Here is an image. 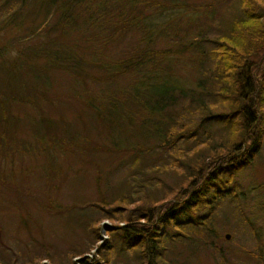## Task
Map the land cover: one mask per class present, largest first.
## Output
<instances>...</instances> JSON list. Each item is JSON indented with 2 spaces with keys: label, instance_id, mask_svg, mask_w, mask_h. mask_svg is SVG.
<instances>
[{
  "label": "trees",
  "instance_id": "1",
  "mask_svg": "<svg viewBox=\"0 0 264 264\" xmlns=\"http://www.w3.org/2000/svg\"><path fill=\"white\" fill-rule=\"evenodd\" d=\"M5 4L10 12L0 32L18 28L27 18L35 24L0 43V152L25 150L19 133L30 130L53 179L60 168L58 153L76 154L85 167H97L90 155L112 152L93 141L97 128L120 148L113 145V129H123L138 116L151 136V148L138 147L121 165L116 193L87 203L100 212L82 227L96 241L95 254L81 257L87 251H71L69 264H110L113 255L136 252V264H162L175 243L210 236L205 240L214 246L213 211L229 194L224 188L232 174L254 160L264 135V0H238L227 26L210 38L203 32L189 40L166 35L174 41L167 48L152 46L168 28V10L154 0H0V10ZM133 30L141 35L137 47L123 57L108 55L112 42ZM53 31L58 37L44 36ZM68 32L91 34L61 39ZM86 44L92 53L81 46ZM177 60L196 67L200 78L193 87L168 72ZM58 74L79 88L88 110L77 116L79 130L43 114V106L53 105L49 92ZM126 75L135 78L124 99L120 92L90 95L91 85ZM16 107L26 110L16 114ZM208 123L220 125L218 136L205 129ZM168 149L164 164L150 166L146 154ZM162 172L174 174L176 181L167 185ZM103 219L117 223L105 230L109 239L98 233ZM42 260L58 264L48 253Z\"/></svg>",
  "mask_w": 264,
  "mask_h": 264
},
{
  "label": "rangeland",
  "instance_id": "2",
  "mask_svg": "<svg viewBox=\"0 0 264 264\" xmlns=\"http://www.w3.org/2000/svg\"><path fill=\"white\" fill-rule=\"evenodd\" d=\"M154 1L162 3L168 10L167 32L156 36L152 45L154 48H167L169 43H174L168 37L174 35L176 40H189L203 32L206 38H210L227 26L230 17L236 12L235 6L238 3V0ZM9 8V4H5L0 10V24L7 19ZM147 10L155 11L154 8ZM172 10L174 11L171 12ZM22 12H25V8ZM31 24L35 22L27 18L18 28H5L0 32V43L6 44L12 36L26 33V26ZM54 32L44 36H49V39L55 35L58 37L59 33ZM90 34L91 32H68V35L64 33L61 39L71 41V38L77 35L87 37ZM140 38L137 30L116 38L117 40L112 42L113 46L108 49V55L112 58L128 55L134 46L137 47ZM81 46L90 47L88 44ZM92 51L91 48L89 53ZM191 54L195 53L191 52L189 55ZM102 55L105 57L107 52ZM167 68L183 86L189 88L200 78L196 67L186 60H177ZM134 78L135 76L126 75L109 84L106 82L91 85L89 93L99 98L120 92L121 100L130 91L128 86ZM76 89L79 88L69 79L58 74L49 92L53 105L43 106V114L56 122L60 121L59 119L66 120L73 128L79 130L80 121L77 116L81 112L88 114V110L82 103L83 97L78 96ZM177 104L179 107L180 101L177 100ZM25 110L26 108L16 107L14 112L23 114ZM30 114L35 115L38 112L31 110ZM125 124L123 129L115 127L111 136L115 140L113 145L116 142L120 148L112 147L111 138L109 135L106 137L101 128L95 130L93 141L102 143L106 146L105 149L112 151L109 153L102 150L101 153L90 155L97 167H85L81 163L82 158L76 154L58 153L57 163L60 168L55 169L58 175L53 179L51 170L47 167L49 161L34 145L38 142L34 143L35 137L30 130H23L24 134L19 133L25 142L23 145L21 143V147H25V150L13 149L12 153L6 154L0 152V264H51L50 261L42 260L46 253L52 255L58 264H69L70 260L68 261L66 254L71 251H87L81 257L95 254L96 241L94 242V238L84 232L82 227L84 223L100 216V212L87 203L116 193L120 187L116 179H119L121 165L128 162L130 154L138 147L151 148V136L141 129L138 116L134 117L132 124ZM205 129L216 137L220 134L221 127L216 123H208ZM178 146L185 148L187 145L179 143ZM170 151L172 149L154 150L145 156L150 166L160 165L169 158ZM228 174L230 173L224 177L227 178ZM159 176L167 185L176 181V176L169 172H162ZM224 190L229 194L221 197L220 205L213 211L214 246L208 245L210 240H205L210 236L191 243L189 241L186 245L175 243L168 248L165 262L162 264H264V135L254 160L241 171L233 173L232 180ZM85 203L87 205H83ZM114 224L117 223L107 219L99 222L98 233L102 239H109L110 234L105 233V230H109ZM226 235H229V239H226ZM218 250H221L222 255H219ZM137 256L138 252L130 256L113 255L110 264H136L133 259Z\"/></svg>",
  "mask_w": 264,
  "mask_h": 264
},
{
  "label": "water",
  "instance_id": "3",
  "mask_svg": "<svg viewBox=\"0 0 264 264\" xmlns=\"http://www.w3.org/2000/svg\"><path fill=\"white\" fill-rule=\"evenodd\" d=\"M226 239H229V235H226Z\"/></svg>",
  "mask_w": 264,
  "mask_h": 264
}]
</instances>
